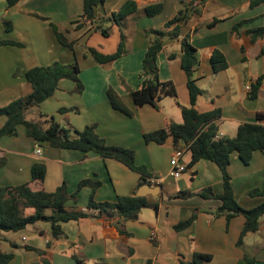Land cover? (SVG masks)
<instances>
[{
  "label": "crops",
  "instance_id": "obj_1",
  "mask_svg": "<svg viewBox=\"0 0 264 264\" xmlns=\"http://www.w3.org/2000/svg\"><path fill=\"white\" fill-rule=\"evenodd\" d=\"M125 1L106 0L96 8L95 23H91L79 17L82 0H20L11 7L7 6L6 0H0V40L22 44L0 45V96H17L27 87L24 73L32 67L55 61L61 64L77 61L76 45L84 48L85 59L89 48L112 54L123 35L126 52L121 57L109 64L96 62L84 71L80 69L83 88L79 96L68 100L78 104L79 115L72 118V114L63 112L61 118L55 117V121L65 126L62 117H68L70 126L76 130L95 124L96 132L108 145L133 149L135 163L145 166L148 172V183L138 186L140 175L115 159L104 158L94 151L83 153L52 147L30 137L20 138L18 132L16 136H10L13 140L0 139V157L6 158L0 168V186L27 184L31 190L52 192L65 182L67 192L75 194V199H68L65 205L85 211L91 194L95 201H112L118 196H137L140 187L148 185L157 191L154 195L148 193L144 196L150 202H157V211L152 207L142 208L137 219L124 222L127 234L120 233L115 226L117 217L107 219L98 216L97 209H90L93 216L62 223L64 234L60 237L54 238L45 222L48 229L38 228L39 238L29 240L21 235L22 248L15 241L19 231L3 232L2 241L10 249L23 251L24 259L20 264H31L37 258H45L49 264H264V215L260 218L259 228L246 233L242 244L238 245L244 217L236 215L227 221L224 215L215 214L221 204L216 196L204 198L199 195L207 187L214 195L222 193L218 166L201 159L174 178L169 164L176 149L172 137L162 144L144 141L145 133L164 128L171 122L181 123L180 106L166 96L157 102V106L144 104L136 107L128 94L129 90L138 89L142 84V59L148 46L145 30L164 29L165 23L178 11L181 0H134L137 11L128 15L120 27L109 17ZM183 1L188 3L191 0ZM251 1L206 0L200 4L194 0L192 4L201 12L193 14L181 26L177 38H164L163 48L157 55L159 80L172 81L178 103L188 107L186 75L180 62L181 41L187 38L197 49L199 63L192 76L201 94L197 97L195 109L199 112L219 109L221 116L216 124L222 136L233 137L240 124L253 122L256 112L264 113V79L257 98L249 100L247 96L249 84L264 73V52L261 53L264 35L252 41L247 33L248 28L264 27V4L250 6ZM156 3L162 4L159 14L150 17L143 13L144 7ZM215 18L220 21L208 27L207 23ZM5 21L12 25L9 31L4 27ZM237 23L242 24L235 31L233 27ZM97 25L108 29V35L94 30ZM53 26L68 41H74V52L60 45ZM172 27L165 30L170 31ZM215 49L223 53L228 63V67L219 72H213L210 63ZM172 53L175 57L169 59ZM73 87L75 85L69 79H61L53 95L40 104L42 111H53L56 106L49 101L63 95L64 89ZM109 87L132 111L131 116L111 106L106 93ZM62 105L67 106V103ZM84 112L87 116H83ZM5 120L4 117L0 126ZM180 143L184 145V142ZM15 144L20 146L12 149ZM38 148L40 155L35 152ZM182 150V161L188 164L190 153L186 147ZM36 162L46 167L42 181H31L30 169ZM228 173L240 206L251 208L264 201L263 196L248 193L256 188L264 189V152L255 151L247 165L236 154L232 155ZM87 178L98 180L101 185L94 192L90 186L78 189L79 182ZM185 192L191 194L180 195ZM193 214L194 220L188 226L180 230L174 228ZM152 231L155 232L154 239H150ZM42 237L43 245L35 243V239ZM197 253L209 255L210 259L195 263ZM18 256L19 253H14L8 264H15Z\"/></svg>",
  "mask_w": 264,
  "mask_h": 264
},
{
  "label": "trees",
  "instance_id": "obj_2",
  "mask_svg": "<svg viewBox=\"0 0 264 264\" xmlns=\"http://www.w3.org/2000/svg\"><path fill=\"white\" fill-rule=\"evenodd\" d=\"M20 0H6L7 6L11 7ZM83 6L80 19L95 23L96 8L105 3L106 0H82ZM194 0L185 3L179 2V9L175 16L165 23L164 29H147L145 35L148 39V46L142 59L141 78L142 84L138 89L129 90L128 94L136 107L144 104L157 106V102L163 97L173 98L181 108L182 122H171L166 127L157 129L143 135L144 141H154L158 144L164 143L168 137H172L176 148L184 147L190 153V160L187 167H192L197 161L204 159L214 162L222 176L223 191L219 195L212 194V189L207 187L199 195L204 198L216 196L221 201L217 208L216 215H224L229 221L233 216L242 215L245 219L240 232L237 244H242V238L248 232H254L259 228L260 218L264 215V201L251 207L243 208L238 204L234 197L231 185V178L228 173L232 155L236 154L243 164H249L255 151L264 152V113L256 112L253 122H245L238 126L236 134L233 137L220 136L218 133L217 121L221 116L219 109L208 112H199L195 109L197 97L201 94V89L196 84L192 74L199 63L197 49L184 38L180 47L181 68L186 75V85L189 94L190 105L181 106L177 101V93L172 81H160L158 78L157 55L163 48V40L166 37L177 38L181 32V26L193 15L201 12L200 8L193 5ZM206 0H198L203 4ZM264 4V0H252L250 6ZM137 11V4L134 0L125 1L117 12L109 17L116 22L118 26L123 25V21L128 15ZM162 11V4H150L143 8V13L147 16H154ZM220 20L215 18L207 23L208 27L213 26ZM242 23H237L233 28L238 30ZM170 31L165 30L172 26ZM6 31L12 28L10 22L5 21ZM55 36L65 48L74 52V41H68L67 38L53 26ZM104 36L109 31L101 28L99 25L94 27ZM248 35L254 41L264 35V27H254L247 29ZM12 44L22 46L19 42L10 40H0V45ZM89 53L93 59L101 64H109L121 57L125 52L124 36L117 49L112 54H102L94 48H89ZM243 52V48H241ZM264 50L262 49L261 53ZM175 54H169L168 58L173 59ZM242 60H245L242 58ZM210 63L213 72H219L228 67L227 60L223 53L215 49L210 56ZM80 67L77 61L71 64H61L57 61L46 66H35L24 73L25 81L30 85V92L23 97H18L4 106L0 107V117H5V122L0 126V139L4 136H16L18 127L23 126L25 134L38 143H47L52 147L75 149L83 153L94 151L104 158L115 159L131 170L140 175L139 185L148 183V172L143 165L135 163V153L133 149L108 145L105 139L98 135L95 130V124L86 125L82 130H76L59 124L53 117L47 118L44 114L40 115V120L31 121L26 119V111L30 107L39 106L43 101L50 98L58 88L61 79H69L76 84V90L81 92L83 85L79 79ZM264 73L259 75L249 84L248 99L257 98ZM107 98L111 106L131 116L133 113L122 102V99L109 87L106 91ZM66 110L60 108V111ZM73 133V135H72ZM184 142L182 146L180 142ZM5 164V158L0 157V168ZM46 173V167L41 162H36L31 166V181H42ZM101 182L92 179H82L78 184V189L84 186H90L94 192ZM250 196H263L264 189H253L249 192ZM185 192L180 195H190ZM75 199V194H69L65 182L58 186L52 192L43 190H31L27 184L0 186V241H2L3 232H17L27 225L36 222H46L50 226L51 234L54 238L64 234L61 224L68 221H77L81 218L93 216L89 210L97 209L98 216H104L107 219L117 217L115 226L122 234H127L123 224L127 220H135L140 210L144 207H152L157 211L156 201L150 202L145 196L124 195L118 196L112 201H95L93 195H90L87 203V210L82 211L74 207H67L66 201ZM193 214L188 219L179 222L174 226L176 230L183 229L194 220ZM36 251L38 249H35ZM39 252V250L37 251ZM14 257L12 251L0 250V264H8ZM210 259L209 255L195 254L194 262H204ZM150 264V262H147Z\"/></svg>",
  "mask_w": 264,
  "mask_h": 264
},
{
  "label": "rangeland",
  "instance_id": "obj_3",
  "mask_svg": "<svg viewBox=\"0 0 264 264\" xmlns=\"http://www.w3.org/2000/svg\"><path fill=\"white\" fill-rule=\"evenodd\" d=\"M75 51H76V57H77L79 67L82 71H84V70L88 69L90 66L96 64V61L92 58V56L89 53H87V55H88L87 59L84 58V56H83L84 48H82L81 45H76ZM69 81H71V80H69ZM71 82H73V81H71ZM14 83L18 84V82H14ZM73 83L75 85V87H73V89H70V90L64 89L63 95L58 96L55 99H51L49 101V104H51L53 107L56 106V108L53 111L43 112L41 109V105L30 107L26 111V114H25L26 119L31 120V121H38V120H40L41 114H44V116H46L47 118L53 117L55 119V117H56L59 119V118H61V114L63 112L72 114L71 115L72 118H75L74 115L78 116L79 112H77V111H80L78 104L76 102L75 103H69V101H68L73 96H79V93H80L76 90L75 82H73ZM25 86H27V87L23 88V90H20L19 94L17 96L1 95L0 96V107L6 105L10 101H12L18 97H23L26 94H28L30 92V85L28 83H26ZM64 102L67 103V106L62 105ZM60 108H65L66 110L60 111ZM83 116H87L86 112H84ZM3 118L4 117H2L0 119V122L3 121ZM62 119L65 120L64 125L66 127L73 128L69 124V118L68 117L67 118L62 117ZM18 132H19L20 138H29L25 134L23 126L18 127ZM72 135H73V133H72ZM3 140H13V138L12 137H3ZM18 146H20V145L15 144L14 148H12V149L18 148ZM33 146H34V144H32V147ZM8 154L12 155L11 153H8ZM5 160H6V158H5ZM47 226H48V224H46L45 222L39 221V222H36L35 224L27 225L24 230L19 231L15 235V236H17V239L15 241L18 243L19 248H22L20 246L22 245V242H23V241H21V235L27 236L29 240L32 238H35V237L39 238V235L37 233V229L42 228V229L46 230V229H48ZM35 243H38V245H43L44 244L43 237L41 239H35ZM0 250L1 251H7V252L12 251L13 253H19V256L17 257V262L15 264H20V262L23 261V259H24L23 254H21L23 251H16V250L10 249L8 247V245H6L3 241L0 242ZM31 264H49V262H48V260H45V258H42V259L37 258L36 260H33Z\"/></svg>",
  "mask_w": 264,
  "mask_h": 264
},
{
  "label": "built area",
  "instance_id": "obj_4",
  "mask_svg": "<svg viewBox=\"0 0 264 264\" xmlns=\"http://www.w3.org/2000/svg\"><path fill=\"white\" fill-rule=\"evenodd\" d=\"M220 136H222V134L221 133H217L216 138L220 137ZM35 152H36L37 155L41 154V150L39 148L36 149ZM182 155H183V150L179 149V148H176L173 151V153H172V155L170 157V160H169V164H170V168H171L170 174L174 178L181 176L187 170L186 163H184L182 161ZM154 238H155V232L152 231L150 233V239H154Z\"/></svg>",
  "mask_w": 264,
  "mask_h": 264
},
{
  "label": "water",
  "instance_id": "obj_5",
  "mask_svg": "<svg viewBox=\"0 0 264 264\" xmlns=\"http://www.w3.org/2000/svg\"><path fill=\"white\" fill-rule=\"evenodd\" d=\"M156 191H157L156 188H151L148 185H143L140 187V189L138 190L136 194L137 196H144L148 193L154 195Z\"/></svg>",
  "mask_w": 264,
  "mask_h": 264
}]
</instances>
